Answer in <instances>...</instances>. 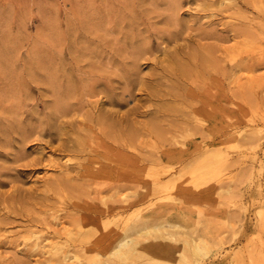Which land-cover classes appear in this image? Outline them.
Listing matches in <instances>:
<instances>
[{
	"label": "rangeland",
	"instance_id": "374dc122",
	"mask_svg": "<svg viewBox=\"0 0 264 264\" xmlns=\"http://www.w3.org/2000/svg\"><path fill=\"white\" fill-rule=\"evenodd\" d=\"M174 2H179V10L176 6L174 7ZM122 21L124 22L122 23ZM115 26L116 29H114ZM131 26H133L132 29L134 28V31H131L132 35L134 32L135 35L138 34V38L141 35L140 41L146 42L154 52L160 48V44H164V47L167 48L170 46V49L176 46L169 44L167 40L170 32H179L183 33V37L180 42L178 41V44L184 46L190 44L188 45L190 49L187 48V51H190L194 46L192 49H200L199 52H202L203 49L205 56L210 55L208 57V60H211L208 61L210 64L207 63V66L205 65L207 68L204 66L199 73L202 74L205 71L203 73H206V76L199 75L198 80L196 77L191 80L190 83L195 81L192 85L183 86L182 92L186 99L184 98L182 101L172 98L165 99L166 104L173 108V111L170 112H175V114L170 113L173 117L170 119L173 125L177 123L178 126L179 121H182L185 114L191 110L187 103L189 105L194 102L195 104L199 103V106L204 108V100L206 102L212 100L221 121L215 131L220 132L224 119L222 111L226 107L233 126L230 130V140L219 146V150L230 157L237 156L241 151L240 148H243L242 145L245 146L243 149H246L248 146L245 144L246 137L252 136V133L257 135L260 131H264V0H0V115L11 117L13 115L12 118L16 122L22 118L20 120L22 126L26 125L25 127L33 130L36 128V132L38 128L45 126L46 119L49 117L48 104L54 103L56 108L57 106L68 108L70 105L78 107L79 97L73 99L69 98L67 94V79L65 78L67 72L79 77L78 69L89 71L90 59L82 55L84 51L89 50L99 52L100 58H94L93 55L92 60L98 67L107 71L106 75L111 78L120 76L119 67L114 59L108 58V53L111 48L117 46L111 44V41L116 43L117 39L115 38L120 39V44L123 45L122 41L125 38L123 33L131 30ZM120 27L122 30L118 32ZM201 45L204 48H201ZM206 52L211 53L206 54ZM153 58L154 61H158V68L168 65V58L157 52L150 61H144L142 67L144 73L158 70L153 69ZM208 67L211 68L210 73ZM226 69L228 70L227 74L224 72L227 71ZM53 72L58 77L56 83L61 85L60 88L58 84H56L57 87L50 84L52 75L50 73ZM97 78L89 80L87 84L90 85L99 80ZM187 87L189 90L186 89ZM193 94H197V97L200 96V98H195ZM136 98L142 99L141 104L144 103L145 96L142 92L137 91ZM191 98L195 99L191 100ZM207 99L209 100L207 101ZM126 100L129 101L128 98ZM134 104L130 100L124 111L133 107ZM149 104L151 105V102L146 103V105ZM152 104L155 102L153 101ZM89 109L90 107L85 108V110ZM200 117L202 120L206 119L205 115H200ZM149 118L141 120L147 121ZM173 125L169 127L170 132L175 130ZM166 135L171 136L169 132ZM35 137L36 135L27 142L25 153L28 159L44 155L45 159L42 164L18 167V164L11 163V159L5 163L0 160V167L2 166L0 179L6 183L0 188V191L9 192L14 187L19 188L28 203L23 208V212L25 214L29 211L26 213L29 216L26 214L25 216H15V227L14 225L7 226L4 231H1V233H8L5 244L0 246V252H3L0 254L3 256L5 264H40L41 259L43 260L36 254H29L30 247L24 239L28 227L27 218L41 219L45 215V222L50 223L48 226L52 227L50 231L56 226L58 228L56 229L60 230L63 224L70 226L69 219L65 217L66 211L69 214H76L80 211L86 215V209L83 210L82 205L81 207L75 205L76 202L99 207L101 200H111V193L108 189L113 181L109 178L78 182L82 187L84 186V189L86 188V192L90 190L91 196L83 193L85 191L78 190L76 195L79 198L85 197L78 199L74 192H71L70 195L73 194V196L68 193V202H63L66 200L63 197L60 199L58 196L59 198L56 199V193L52 191L55 194L53 195L45 187L47 186L46 181L55 179L60 172L58 167L54 168V166L48 165L45 160L52 157L65 163L71 155H66L67 153L58 150L59 141L55 142L51 149L46 143L47 138L41 142L34 141ZM142 140L144 141L143 145L138 142L140 147L137 145L139 147L137 151L141 149L144 153H148L161 148L159 144H152L148 137ZM235 142L237 144L239 142L241 147ZM14 144L16 147L21 145L19 142H14ZM166 148H170V146L168 145ZM1 150L4 151V149ZM10 150L13 151L12 148ZM72 160L73 163L77 162L75 158ZM139 171L137 188L141 190L146 182H152V178H149L152 170L149 165H144ZM222 174L210 177L204 186L196 185L192 178L187 176L181 178L180 181L176 180V182L166 178L164 183L169 184V191L151 192L145 196L138 194L137 202L131 209H127V207L119 212L118 221L122 219L121 216H124L118 223L119 230L124 236L123 230L126 228L124 219L127 216L132 217L135 222L151 219L152 221L148 220L147 225L150 233H146V230L143 232L144 234L136 235L139 244L135 253L128 258L119 260L116 264H227L229 261L227 254L243 247L242 245L245 246L248 238L256 231L258 207L251 197L257 196L259 191H263L264 179H260L263 182H256L253 185L255 188L252 186L253 190L251 189V191L248 186L242 187L240 193L243 196H240L239 200L242 199L238 204V198H233L232 173L226 171ZM219 177H222V180ZM106 180L108 181L105 182ZM87 182L89 183L87 184ZM259 183L260 188L257 186ZM88 185H90L89 189ZM46 192L50 199L48 202L46 201L47 197L43 196L46 195ZM42 196L45 197L46 203L41 199ZM53 200H57L54 201L55 204L58 202L56 207L53 205ZM241 203L243 208L246 206L248 210L246 213L242 210ZM47 205L52 206L49 209ZM61 206L63 207L60 208ZM233 210L242 212L240 214L242 219L247 218L240 223L242 236L236 244L234 241L232 242V230L229 227ZM45 211L48 213L45 214ZM56 213L61 217L59 218ZM109 219H105V221ZM57 223L61 226L58 227ZM163 224L173 225L171 228L168 227V232L175 234L179 239L178 244H174L173 253L169 257L146 250V247L152 243L153 235L159 232V228L156 227ZM43 225L44 223H38L36 229L41 231ZM141 230L139 229V231ZM61 233H63L62 230ZM61 237L66 239L64 233ZM200 238L210 243V249L196 254L187 242L199 241ZM11 239H16V241L11 243ZM63 239L62 241H64ZM218 240H222L224 243L222 248L224 253H221L220 256L216 254L217 251L214 247ZM29 244L31 243L29 242Z\"/></svg>",
	"mask_w": 264,
	"mask_h": 264
},
{
	"label": "bare ground",
	"instance_id": "6f19581e",
	"mask_svg": "<svg viewBox=\"0 0 264 264\" xmlns=\"http://www.w3.org/2000/svg\"><path fill=\"white\" fill-rule=\"evenodd\" d=\"M175 6L178 9L180 6L179 2H174ZM115 24L119 27L117 23ZM116 26L114 29H116ZM132 27H130L131 30H127V33H123V36L125 35L122 41L123 45L120 44V39L118 38H115L117 39L115 40L116 43L111 41L112 46H117L111 48V51L108 53V58L114 59V62L119 67L120 76L111 78L106 75L107 71L98 67L92 60L93 55L94 58H100L99 52L89 50H87L88 53H86L87 51L82 53L83 57L90 59L88 64L89 71L78 69L80 73L79 77H75L71 72H67L68 74L65 77L67 79V94L69 98L74 99L77 96L79 97L78 107L70 105L68 108L59 106L56 108L54 103L48 104L49 117L47 116L48 119H46L45 126L38 128L36 132V128L33 130L25 127L26 125L22 126L20 121L22 118L18 119L20 122H16L12 118L13 115L12 117L0 115V160H3L4 163L11 159V163L18 164V167L20 165L31 167L42 164L45 159L44 155V158L28 159L25 153L27 142L35 135L34 141L43 142L47 138L46 143L51 149L54 147V143L59 141L60 146L57 145L58 150L62 153H67L66 155H71V157L74 156L77 161L75 163L72 160L74 158L71 159V157L65 163L60 162V159L56 158V160L52 157H48L45 160L48 162V165L54 166V168L58 167L60 172H58L57 178L55 177L53 180L46 179L47 186L45 188L47 191H51V193L55 192L57 195L56 199L63 197L66 200L62 201L68 202V193L70 195L71 192H74L76 195L78 194V192L76 193L78 190L85 191L86 188L84 189V186L82 187L78 183L81 180L109 178L113 181L108 189L111 193V200L105 201L99 197L101 200V206L99 207L91 204H80V202L75 201V205L80 207L82 205L84 207L83 210L86 209V215L83 211V213L79 211L76 214H69L65 210V217L69 219L70 226L63 224L60 230H57L56 226L57 229L53 228L50 231L52 227L48 226L50 223L45 222V215L41 219L27 218L28 227L24 235L25 243L30 247L29 254H36L43 258L40 264H116L119 260L132 256L139 244L137 241L139 239L136 238V235H142L146 230V233H150L147 225L149 223L148 220L151 219L135 222L132 217L126 216L124 219L126 228L124 227V236H122L118 223L124 216H121L122 219H119V221L117 216L123 209L127 207V209H131L136 204V196L138 194L145 196L151 192L164 193L169 191V184L164 183L166 178L169 181L174 180L176 182V180L180 181L187 176L192 178L196 185L204 186L210 177L220 176L227 171L232 173V186H234L232 188L234 189L233 193L235 196L233 198H238L237 203L242 199L239 200L240 196H243L240 193L242 187L248 186L251 191L252 186L256 182L262 178L264 179V131H260L257 135H253L252 133V136L246 137L245 144L248 146L244 150L245 146L242 145L243 148H240L241 151L239 149L240 153L237 156L235 155V157L224 155L219 150V146L230 140V130L233 126L226 107L222 111L224 119L222 120L223 128H220V132L215 131L221 122L218 117L219 113L215 108L214 102L209 99H207L209 102L204 100V108H201L199 103L195 104L194 102L192 105L187 103L191 110L185 114V118L182 121H179L178 126L177 123L173 125L172 121H170L173 118L170 113L175 114V112H170L173 111V108L169 104H166L165 99L172 98L176 101L186 99L182 92L184 90L183 86L186 84L192 85L195 81L190 83L191 80L195 77L198 80L199 75L202 76L204 74V77L206 76V73H203L205 71L202 74L199 73L208 63L210 55L208 57L205 56L203 49L202 52H199L200 49H192L194 46L191 47L190 51H187V48L190 49L188 46L190 44L187 46L178 44L181 37H183V33L180 34L179 32H170L167 40L169 44H175L176 46L170 49V46L167 48L164 47V44H160V48L154 52L146 42L140 41L141 35L140 38H138V34L135 35V32L132 35L131 31H134ZM121 30L122 28L118 32ZM142 39L144 40V37ZM201 48H204V46L201 45ZM206 49L208 50V48ZM157 52L162 53L168 58V65L158 68V61H154L153 58V69L158 70L144 73L143 64L150 61L151 57ZM210 53L206 52V54ZM210 71L211 68L208 69L209 73ZM224 72L227 74L228 70ZM54 73H50L52 74L50 76V84L53 87H57L56 78L58 77ZM210 76L212 77V75ZM96 77L99 80L92 82L90 85L87 84L89 80ZM58 85L60 88L61 85ZM137 91L142 92L143 96H145L143 104H141L142 99L136 98ZM193 95H195V98H200V96L197 97V94ZM195 98H191V100ZM91 99L96 100L92 101ZM130 100L135 103L134 106L124 111ZM153 101L155 104H152ZM147 102H151V105H146ZM186 102L188 101L186 100ZM86 107H90V109L85 110ZM200 115H205L206 119L202 120ZM147 117H150L147 121L141 120ZM174 122L176 121L174 120ZM172 125L175 130L170 132L169 127ZM168 132L171 134L170 137L165 136ZM145 137H148V140L152 144L161 145V148L148 153H144L141 149L137 151V148L140 147L139 144L143 145L144 141L142 139ZM14 142H19L21 145L16 147L17 144L15 143V145ZM235 143L241 147L239 142L238 144L237 142ZM168 145L170 148H166ZM11 148L13 151L10 150ZM1 149H4V151ZM144 165L151 167L152 171L149 174V178H152V182H146L142 189L138 190L139 169ZM1 167L0 170H2ZM0 175H2L1 172ZM220 180H222V177ZM5 184L0 179V188L5 186ZM89 186L87 187L88 189L90 188ZM257 186L260 188V183ZM253 188L255 187L253 186ZM11 190L9 192L0 191V246L5 244V238L8 236H6L8 233H1V231H4L7 226L12 227L14 225L16 215L25 216L27 212L29 213V211L25 214L23 212V208L28 203L25 200V196L22 195L21 190L15 187ZM89 191L83 193L91 196L92 193L90 192V194ZM53 195L55 194L53 193ZM71 195L73 196V194ZM43 196L47 197V202L50 201L47 192ZM43 196L41 199L44 200L45 197L43 198ZM83 197H78V199H82ZM117 197L120 199H117ZM53 199L55 198L53 197ZM251 200L258 207V220L257 222L255 221L257 223L256 231L251 236L249 235L247 243H244L245 246L242 245L243 247L227 254L229 257L227 264H264V189L263 191H259L257 196H252ZM46 201L44 200L43 202L46 203ZM54 201L57 200H53V205L56 207L58 202L55 204ZM234 201L236 200L234 199ZM51 206L47 205L48 208H51ZM241 207L244 213L248 211L246 206L245 208H243V205ZM238 210H233L231 222L229 221V227L232 230V242L234 241L235 244L242 236L240 223L247 219H242L240 215L242 212H238ZM44 213L47 214L48 212L45 211ZM26 216H29V214H26ZM105 219L109 220L105 221ZM38 223H44L43 226L47 228L44 229L42 226L43 229L38 231L36 229ZM57 225L58 227L61 226L58 223ZM171 226L173 225H158L156 228H159V232L156 234L152 232L154 234L152 237L153 241L151 240L152 243L146 247V250L168 257L171 256L174 244H178L179 240L175 234L168 232V227L171 228ZM142 228H145L143 229L144 231L141 230ZM61 230L65 234V240L61 237L63 234ZM15 241L16 239H11L10 242L14 243ZM187 244L196 254L210 249V243L203 238H200L199 241H188ZM223 245L222 240H218L214 245L217 251L216 254H219V256L222 255L221 253H224L222 252ZM0 264H5L1 254Z\"/></svg>",
	"mask_w": 264,
	"mask_h": 264
}]
</instances>
